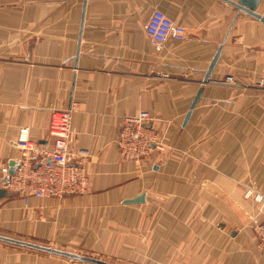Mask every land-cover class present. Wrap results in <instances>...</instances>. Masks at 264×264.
<instances>
[{
	"label": "crops",
	"instance_id": "obj_1",
	"mask_svg": "<svg viewBox=\"0 0 264 264\" xmlns=\"http://www.w3.org/2000/svg\"><path fill=\"white\" fill-rule=\"evenodd\" d=\"M157 9L187 32L161 52L145 30ZM256 11L264 16V0ZM65 110L70 148L88 152L89 191L26 202L3 187L2 168L23 156L24 129L51 148L52 116ZM141 110L166 150L125 161L122 119ZM249 187L264 193V23L225 0H0V235L92 252L114 241L112 221L135 226L159 213L158 245L176 264L191 262L199 241L188 235L200 227L219 230L205 240L222 264H264L246 225L258 211ZM5 245L0 264H74Z\"/></svg>",
	"mask_w": 264,
	"mask_h": 264
},
{
	"label": "built area",
	"instance_id": "obj_2",
	"mask_svg": "<svg viewBox=\"0 0 264 264\" xmlns=\"http://www.w3.org/2000/svg\"><path fill=\"white\" fill-rule=\"evenodd\" d=\"M145 30L157 52H161L168 40H185L187 33L182 25L158 9L150 15ZM162 76L167 77L166 74ZM228 80L233 82L232 77ZM153 120L155 118L147 110L133 112L123 117L118 135L119 151L123 159L139 160L150 152L153 145L163 150L161 142L157 145L158 142L154 139L157 146L153 144V131L148 127ZM71 122L72 110L53 114L50 133L55 139L51 148L31 140L28 130H22L17 145L23 150V156L19 159L13 174H10L8 166L2 168L3 187L20 194L26 201L30 196L51 198L86 194L90 188V175L86 166L88 152L73 151L70 148ZM245 196L258 202V216L263 215L254 219L257 226L258 248L264 255V193L248 189Z\"/></svg>",
	"mask_w": 264,
	"mask_h": 264
},
{
	"label": "rangeland",
	"instance_id": "obj_3",
	"mask_svg": "<svg viewBox=\"0 0 264 264\" xmlns=\"http://www.w3.org/2000/svg\"><path fill=\"white\" fill-rule=\"evenodd\" d=\"M228 82L232 83V81H229V80H228ZM233 82H234V80H233ZM153 121H151L148 124L149 129L154 132V133L152 132V134L154 136V138H152V139L153 140L156 139L158 142L157 143L154 140L153 144L157 143V145H159L160 144L159 142H161L164 147H163V150H159V149L155 148V146L153 145L150 152H152L153 150L164 152L166 150V146L164 145L163 141L159 138V136L155 132V130L152 128V122ZM150 152L145 157L140 158L139 160L138 159L134 160V161L135 162L136 161H142L144 158H146L150 154ZM248 189H255V188H253V187L247 188L245 190L244 197L246 199H250V200L254 201L256 204V207L258 208V211L256 214L250 216V218L246 222V225L248 224L247 226L252 227V229L254 231V236H253L254 241L255 240L257 241V249L262 254V252L258 248L257 226L255 225L256 223H255L254 218H257V217H260L263 215L258 216L259 215L258 202H256L254 200V198L251 199V198H247L245 196L246 191ZM255 190H257V189H255ZM257 191H259V190H257ZM78 195H82V194H78ZM67 196H70V195H67ZM63 197H65V196L51 197V198H63ZM147 215L148 216H147L146 220H144V222L141 221L139 223V221H140L139 220L135 226H131V225H120L119 226V225H117L118 223L116 224L114 221H112L114 223V226H116V227L113 226V228H110L107 230L109 232V236H106V238L112 237L114 239V241H111L110 244H107L104 242L106 240H102L99 242V244L97 243L96 250H94L92 252H88V251L83 252L80 250H76L77 248L75 246H69V245L68 246H61V245L56 246L53 244L37 243V242H35V240L28 239V238H22L19 240H23V241L35 243L38 245L51 247V248H56V249L64 250V251H68V252H74V253L82 254L85 256H91V257L98 258L101 260H105V261H108V262H111L114 264H176L175 262H172V260H171V254H170L171 246L166 247V254H163V253L161 254L158 243H159L160 239L162 238V236L157 233L160 231V229L158 228V229L154 230V227H156L155 226L156 220H154V217L157 215L159 216V213L158 214L149 213ZM194 218H196V216H194ZM98 219L100 221V220L104 219V216L101 214L97 215V217L95 218V221H97ZM258 220H260V219H258ZM211 224H214V221L211 222ZM212 226H214V225H212ZM92 231L100 232V234H103L106 232V230H103V229H95ZM218 233H219L218 229H216V230L211 229L208 232L207 229H202L201 227L194 229V230H191V233H189L188 236L192 237V238L195 237V243L199 241L198 242L199 244L196 246H193V248H192L193 253L190 255L191 262L189 261V264H222V262H223L222 261V255L220 256L219 252H216L217 254H215L213 248H212V252H209L208 251L209 246H207L208 243L205 240L207 237H209V235L211 238H213V241L219 239ZM7 237H10V236H7ZM18 238H20V237H17L15 239H18ZM24 239H26V240H24ZM201 240H205V243L203 246L201 245L202 244ZM1 243L6 244L5 246H9L10 248H13L14 250H21V251H27V252H32V253L44 254L45 256H49L51 258H57V259L64 260L67 262H71L74 264H91L88 262H81L78 260L70 259L68 257H64V256H60V255L58 256L56 254L47 253L44 251L28 248V247L21 246V245H11V244H8L6 242L4 243V241ZM123 245H127L128 247L123 248ZM248 247L252 251L253 248H255V244H254V247H252L251 245H248ZM254 250H256V249H254ZM187 261L188 260L182 261V262H180V264H188Z\"/></svg>",
	"mask_w": 264,
	"mask_h": 264
},
{
	"label": "water",
	"instance_id": "obj_4",
	"mask_svg": "<svg viewBox=\"0 0 264 264\" xmlns=\"http://www.w3.org/2000/svg\"><path fill=\"white\" fill-rule=\"evenodd\" d=\"M233 5H235L239 10L244 11L246 13H248L249 15L257 18L258 20H260L262 23H264V16L259 14L256 10L257 7L259 5V3L261 2V0H225ZM220 56V49L217 52L216 56L214 57L209 70L207 71V75L205 78V82H208L211 73L218 61V58ZM203 88H200V90L198 91L191 107H190V111L188 112V114L186 115V119L185 121L187 122L191 116L192 110L195 108L196 104L198 103L201 94H202ZM16 170V166L12 163V166L10 168V174H13ZM0 193L2 195H5L6 190L5 189H1ZM145 199L144 195H140L137 198L131 199V200H127V203H138V202H143ZM0 240L1 241H6V242H10L13 244H17V245H21V246H26L32 249H36V250H40V251H44V252H48V253H52V254H56V255H60V256H64V257H68L70 259H74V260H78L81 262H88L91 264H114L105 260H101L98 258H94L91 256H85L82 254H78V253H74V252H68V251H64V250H59L56 248H51V247H47V246H42V245H38L35 243H31V242H27V241H23V240H19V239H15V238H11V237H6V236H2L0 235Z\"/></svg>",
	"mask_w": 264,
	"mask_h": 264
}]
</instances>
